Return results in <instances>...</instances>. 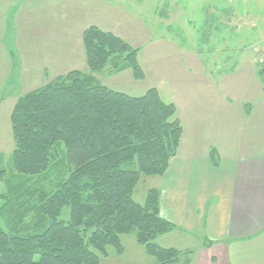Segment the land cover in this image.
Here are the masks:
<instances>
[{"label":"trees","instance_id":"trees-1","mask_svg":"<svg viewBox=\"0 0 264 264\" xmlns=\"http://www.w3.org/2000/svg\"><path fill=\"white\" fill-rule=\"evenodd\" d=\"M81 40L90 72L123 56L114 68L130 67L135 80L143 78L138 50L121 38L90 26ZM10 124L11 165L0 169V184L6 186L1 209L12 227L0 226V264H98L108 246L121 252L119 236L127 234L156 264L187 259L191 251L154 243L173 229L158 214V192L148 190L143 204L132 197L141 177L164 175L180 143L175 107L157 91L130 97L71 71L19 97ZM59 146L67 177L53 192L10 181L12 172L46 173ZM210 158L217 166L213 150Z\"/></svg>","mask_w":264,"mask_h":264},{"label":"rangeland","instance_id":"rangeland-1","mask_svg":"<svg viewBox=\"0 0 264 264\" xmlns=\"http://www.w3.org/2000/svg\"><path fill=\"white\" fill-rule=\"evenodd\" d=\"M85 26L110 32L137 49L143 78L135 80L130 67L114 68L123 56L114 57L99 72H90L85 53L84 58L77 56L84 52L78 32ZM64 51L66 69L54 66L40 71L43 74L36 70L41 63L46 66L45 57L64 59ZM262 54L264 0H0V169L10 170V112L17 99L71 71L87 74L126 96L141 97L154 89L166 104L197 102L203 108L205 86L192 84L190 90L184 84L177 86L183 74L202 67L217 80L218 75L248 63L264 71L255 60ZM260 79L264 87V73ZM232 81L229 87L234 82L239 87L238 81ZM11 175L14 184L27 181L36 190L53 192L67 177L64 149H56L51 166L40 176ZM154 179L140 178L133 191L136 203L144 202ZM5 192L6 186L0 184V226L8 231L9 212L1 209ZM154 243L160 247L172 242L156 238ZM119 245L121 252L108 246L98 264H156L133 234L119 236Z\"/></svg>","mask_w":264,"mask_h":264},{"label":"crops","instance_id":"crops-1","mask_svg":"<svg viewBox=\"0 0 264 264\" xmlns=\"http://www.w3.org/2000/svg\"><path fill=\"white\" fill-rule=\"evenodd\" d=\"M63 57H45L36 70L65 68L66 51ZM243 67L217 80L202 67L190 69L178 81L189 90L204 85L205 104L173 103L180 143L149 188L158 192L159 216L173 226L157 237L172 243L160 247L191 251L174 264H264V87L255 65ZM231 80L239 87H229Z\"/></svg>","mask_w":264,"mask_h":264},{"label":"built area","instance_id":"built-area-1","mask_svg":"<svg viewBox=\"0 0 264 264\" xmlns=\"http://www.w3.org/2000/svg\"><path fill=\"white\" fill-rule=\"evenodd\" d=\"M259 63H260L261 65H264V56L261 57V59L259 60Z\"/></svg>","mask_w":264,"mask_h":264}]
</instances>
